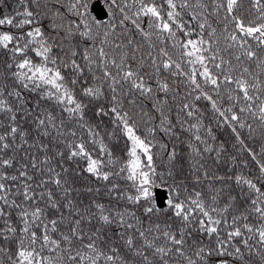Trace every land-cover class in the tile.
Wrapping results in <instances>:
<instances>
[{
    "label": "snow or ice",
    "instance_id": "snow-or-ice-1",
    "mask_svg": "<svg viewBox=\"0 0 264 264\" xmlns=\"http://www.w3.org/2000/svg\"><path fill=\"white\" fill-rule=\"evenodd\" d=\"M242 2L16 0L0 13V264H264V0L252 19ZM182 134L183 175L164 139Z\"/></svg>",
    "mask_w": 264,
    "mask_h": 264
},
{
    "label": "trees",
    "instance_id": "trees-1",
    "mask_svg": "<svg viewBox=\"0 0 264 264\" xmlns=\"http://www.w3.org/2000/svg\"><path fill=\"white\" fill-rule=\"evenodd\" d=\"M17 7L16 0H0V13H8L13 11ZM250 8V0H243L241 8L239 9V14L242 17H245L247 19H252L253 16L248 13V9ZM187 19V17H185ZM215 26V25H214ZM137 39H140L138 36ZM221 47H223V40L221 39ZM147 51H152L153 56L156 55V51H153L151 49L147 48V45H144V48L142 51L138 54L139 56H143L146 60L149 59V57L146 55ZM221 55L225 57V59H231L233 61V64H235L234 56L232 55L231 52H222ZM167 75V74H165ZM175 79V78H172ZM177 85L180 88L181 93L184 91V86L182 82L177 79L176 81ZM147 103V102H146ZM206 123L209 124V126L213 127L214 129V134L217 137V143H223L228 149V154H238V145L237 147H233V145L236 143L235 139L233 137V134L231 133L230 129H228L226 126L225 127H217L212 121V118L209 114L208 118L205 121ZM251 122V121H249ZM242 132V138H246V143H249L251 147H254L258 150L259 146L252 140L247 139L248 137V132L246 130H240ZM165 140L168 141L170 146H174L177 149L178 152V158H177V166L178 170L181 175L189 173L191 171L190 165H189V156H188V149L186 146V143H183L181 141H186L187 140V135L182 134L180 141H175V140H168V138H164ZM123 147V142L117 147V152L120 151V149ZM214 155V154H213ZM241 159H244L246 157H240ZM208 165L211 167L213 165V161L210 159L208 160ZM67 166V165H66ZM157 166L159 171H166L168 162L165 159L164 155L161 153L160 158L157 160ZM227 166H221L219 170V174H223L225 171V168ZM246 174L250 175H256L252 163L249 161V169H244ZM73 176L75 177V172H73ZM77 186H83L88 183V180L85 177H80L76 181ZM238 190V189H237ZM106 199V198H105Z\"/></svg>",
    "mask_w": 264,
    "mask_h": 264
}]
</instances>
